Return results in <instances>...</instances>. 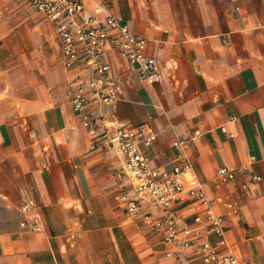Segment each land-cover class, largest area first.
<instances>
[{
    "label": "crops",
    "instance_id": "obj_1",
    "mask_svg": "<svg viewBox=\"0 0 264 264\" xmlns=\"http://www.w3.org/2000/svg\"><path fill=\"white\" fill-rule=\"evenodd\" d=\"M96 1L147 40L159 75L141 79L138 61L112 53L118 98L88 106L98 134L148 124L150 165L190 164L186 176L223 216L225 234L210 240L264 264V0ZM74 75L54 21L27 0H0V264H202L197 245L165 244L118 200L133 194L123 159L73 109ZM223 166L233 179L216 176ZM27 198L38 231L21 225ZM174 207L204 208L187 196Z\"/></svg>",
    "mask_w": 264,
    "mask_h": 264
},
{
    "label": "built area",
    "instance_id": "obj_2",
    "mask_svg": "<svg viewBox=\"0 0 264 264\" xmlns=\"http://www.w3.org/2000/svg\"><path fill=\"white\" fill-rule=\"evenodd\" d=\"M38 12L55 23L58 40L67 69L75 71L68 88L72 107L82 115L88 132L96 140L104 138L122 157L125 175L133 194L121 193L118 200L126 211L140 215L150 223L162 241L189 249L198 246L202 264H241L231 252H221L210 240L213 235H224L222 215L216 213L212 200L194 177H187L190 164L177 165L172 170L154 168L144 152L156 133L146 123L137 125L113 124L114 130L104 129L99 135L96 121L88 106L92 101L111 105L118 98L119 77L112 73L109 56L117 51L130 61H138L141 79L154 80L159 75L155 58L146 54L147 40L132 31L122 16L110 13L96 0H27ZM184 141H176V146ZM216 176L233 179L232 169L223 166ZM256 178H259L258 176ZM183 196L191 204L202 205L203 211L185 216L174 205ZM25 219L21 225L34 231L41 229V217L32 198L21 204ZM168 254H172L168 251Z\"/></svg>",
    "mask_w": 264,
    "mask_h": 264
}]
</instances>
